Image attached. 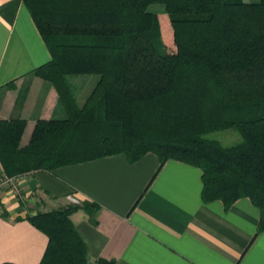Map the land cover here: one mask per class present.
I'll return each instance as SVG.
<instances>
[{"label": "trees", "instance_id": "obj_1", "mask_svg": "<svg viewBox=\"0 0 264 264\" xmlns=\"http://www.w3.org/2000/svg\"><path fill=\"white\" fill-rule=\"evenodd\" d=\"M22 1L52 56L34 73L64 117L37 121L25 147L26 121L0 120L6 177L153 153L200 169L205 203L248 198L264 231V0ZM92 76L78 99L71 79ZM227 130L237 145L209 138ZM76 210L27 217L48 237L40 264H117L88 259Z\"/></svg>", "mask_w": 264, "mask_h": 264}, {"label": "crops", "instance_id": "obj_2", "mask_svg": "<svg viewBox=\"0 0 264 264\" xmlns=\"http://www.w3.org/2000/svg\"><path fill=\"white\" fill-rule=\"evenodd\" d=\"M51 59L23 1L0 0V120L26 121L21 147L37 121L64 117L56 89L34 73ZM92 84L80 82L78 99ZM5 176L0 166V182ZM201 177L174 160L160 167L153 153L11 177L19 193L0 188V264H40L48 237L27 217L68 207H77L70 220L90 261L264 264L259 210L248 198L203 202Z\"/></svg>", "mask_w": 264, "mask_h": 264}, {"label": "rangeland", "instance_id": "obj_3", "mask_svg": "<svg viewBox=\"0 0 264 264\" xmlns=\"http://www.w3.org/2000/svg\"><path fill=\"white\" fill-rule=\"evenodd\" d=\"M251 1H256V0H251ZM159 8H160L159 6H153L151 7V10L155 11ZM162 18L163 16L161 17V20ZM96 78L97 77L92 76L91 78H89V81L94 83V80H96ZM82 80H84L83 77H76V78L71 79V84L76 91L78 90V87H80V82H82ZM209 138L218 141L223 147H231V146L237 145L240 142L239 135L235 133L233 130L217 132V133L210 135Z\"/></svg>", "mask_w": 264, "mask_h": 264}, {"label": "built area", "instance_id": "obj_4", "mask_svg": "<svg viewBox=\"0 0 264 264\" xmlns=\"http://www.w3.org/2000/svg\"><path fill=\"white\" fill-rule=\"evenodd\" d=\"M15 178V177H14ZM14 178H8V177H4L2 179V181L0 182V188L3 186V185H9L10 186V190L12 191L13 194H18V189H17V186L15 184V182L12 180Z\"/></svg>", "mask_w": 264, "mask_h": 264}]
</instances>
